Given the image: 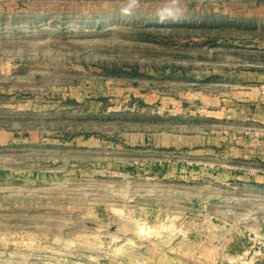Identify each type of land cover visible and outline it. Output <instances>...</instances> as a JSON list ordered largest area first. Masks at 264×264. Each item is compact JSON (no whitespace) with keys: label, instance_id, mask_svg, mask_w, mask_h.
<instances>
[{"label":"rangeland","instance_id":"1","mask_svg":"<svg viewBox=\"0 0 264 264\" xmlns=\"http://www.w3.org/2000/svg\"><path fill=\"white\" fill-rule=\"evenodd\" d=\"M0 0V264H264V0Z\"/></svg>","mask_w":264,"mask_h":264},{"label":"clouds","instance_id":"2","mask_svg":"<svg viewBox=\"0 0 264 264\" xmlns=\"http://www.w3.org/2000/svg\"><path fill=\"white\" fill-rule=\"evenodd\" d=\"M142 6V0H122L118 10L121 19L134 17ZM156 24L159 31L168 34L170 24L180 23L185 15L184 0H164V3L155 10Z\"/></svg>","mask_w":264,"mask_h":264}]
</instances>
